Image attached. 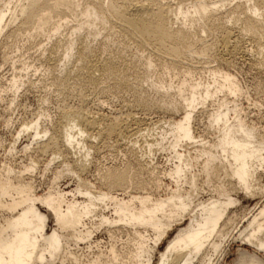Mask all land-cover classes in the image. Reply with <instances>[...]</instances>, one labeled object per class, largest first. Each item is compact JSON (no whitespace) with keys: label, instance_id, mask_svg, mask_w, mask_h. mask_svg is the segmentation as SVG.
I'll return each mask as SVG.
<instances>
[{"label":"bare ground","instance_id":"1","mask_svg":"<svg viewBox=\"0 0 264 264\" xmlns=\"http://www.w3.org/2000/svg\"><path fill=\"white\" fill-rule=\"evenodd\" d=\"M18 1V6L6 5L0 10V35L18 20L22 27L30 25L36 32L45 23V15L51 16L67 0L54 4ZM75 7H81L82 18L73 20L71 34L43 47L49 66L56 67L63 58L75 59L73 69L55 75L58 90L71 92L94 85L106 91L110 80L116 86L128 84L130 67L124 54L96 42L97 35L109 29L128 45L149 49L145 67L154 66V53L165 59L154 82L166 97L160 101L163 104L139 94L135 104L144 110L160 104L178 112V95L183 100V116L166 121L167 126L153 139L156 128L143 126L144 119L130 113L111 118L84 109L66 110L53 127L43 129L40 116L34 126L29 125L34 139L42 134L36 150L41 155L62 156L64 162L72 160L74 167L69 173L73 174L85 168L95 139H125L141 172L151 174L156 190L163 193L132 192L121 197L115 189L145 186L139 181L133 184L132 173L125 166L109 167L100 174L106 190L95 191L82 184L73 194L49 190L38 196L31 191L33 184L26 180V173L12 175L9 169L6 176L0 174V264H213L214 256L222 254L232 238L255 248L252 252L240 248L233 264H264L259 252L264 251V203L257 204L246 223L244 210L241 212L245 208L242 194L255 197L264 192L258 182L264 175V136L257 135V128L238 105L231 107L227 98L208 115L214 137L197 135L194 118L199 106L223 90L233 96L240 89L233 74L222 67L209 69L211 82L205 84L192 78L193 67L179 70L184 59L211 56L221 64H230L234 55H248L264 70V0H192L191 7L183 0H83ZM62 12L67 22L73 10L66 6ZM209 35L214 37L210 41ZM248 41L252 45L246 46ZM166 74L171 77L170 84L164 80ZM11 82L14 88L16 82ZM80 96L83 100L82 93ZM155 150L167 151L169 169L160 172L152 161ZM34 170V166L26 169L28 173ZM159 173L169 177L171 184ZM61 176L58 172L53 183ZM213 179L218 184L211 185ZM7 194L10 199H5ZM51 219L55 225L49 228ZM101 230L107 240L94 238Z\"/></svg>","mask_w":264,"mask_h":264},{"label":"rangeland","instance_id":"2","mask_svg":"<svg viewBox=\"0 0 264 264\" xmlns=\"http://www.w3.org/2000/svg\"><path fill=\"white\" fill-rule=\"evenodd\" d=\"M46 1L54 4L57 0H41V3ZM80 1L83 2V0L61 2L62 4L57 7V10L51 16L45 15V23L36 32L34 29L29 28L30 25L22 27V22L18 20L6 27L0 35V174L6 176L9 169L12 170V175L23 174L24 172V174L26 173V180H30L33 184L31 191L38 196H44L49 190H62L73 194L78 185L82 184L95 191L101 188L106 190L107 184L101 181L100 174L104 173L109 167L123 168L126 166L132 173V183L138 185L139 181L145 186H130L127 190H124V188L115 189L114 191L121 197H128L132 192L140 194H147V192L163 193L162 190H156L151 174L145 171L141 172L131 145L125 139L117 137L95 139L94 143L96 141V145L94 144L95 147L90 149L91 157H88L85 161V168L77 170V173L73 172V174L69 173L71 172L69 169L74 167L72 160L64 162L65 158L62 156L59 157L51 152L41 155L42 153L36 150L37 142L41 140L40 136L42 134L34 139L33 122L40 116H43L41 125L43 129L53 127L61 113L66 110L84 109L92 115L102 113L111 118L120 115L126 116L130 113L135 118L144 119L143 126L149 124L154 129L156 128L152 131V139L158 136L160 131L167 126L166 121L178 120L183 116V100L178 95H175L176 103L181 106L178 112L166 110L160 104L148 110H144L142 107L139 108L135 104V98L138 94L152 102L158 100L160 102L163 98H166L162 90L157 91L154 85L156 76L163 70V60L165 59H159L154 53L152 55L155 61L154 66L145 67L144 63L148 55L151 54L149 49L143 50L134 45H128L122 37H117L109 29L102 30L101 34L97 35L96 42L111 49V51L124 54L130 67L128 84L126 86H116L110 80L107 82L106 91L94 85L80 86L76 88V91L72 90L71 92L58 90L57 86L54 85L55 75H62L65 70L73 69L75 59L72 58L69 61L68 58H63L56 67L49 66L45 60L47 54L43 55V47L49 48L53 41L66 39L71 34L72 26L75 23L73 20L82 18L80 15L81 7H75L77 2L80 3ZM191 1L183 0L187 7H191ZM6 5L13 8L19 5V1H0V10L5 8ZM66 6L73 10V14L68 17L67 22L62 12ZM10 13V11L7 13L8 17ZM57 25L61 27L56 33L54 28ZM17 26L21 29H16ZM213 38L212 35L207 37L209 41ZM245 45L249 46L252 43L248 41ZM235 56H233L234 58L231 57L232 59L230 58V64H221L211 56H204V58L194 60L184 59L181 66L179 65L180 71L185 70V66L193 67L195 70L192 78L196 81L202 80L204 84L205 82H211L209 69L218 70L222 67L225 71L233 74V80L240 89L239 94L233 96L227 94V90H223L221 94H217L213 99H208L205 106H199L195 113L196 118H194V126H196L194 128H197L195 130L197 135H203L207 138L214 137V134L211 133L212 129H210L208 115L216 109L222 98H227L229 105L231 107L238 105L241 114L257 128V135L264 136V70L258 69L254 59H251L248 55ZM135 65L138 67H135ZM12 80L16 82L14 88L10 87L13 83ZM164 80L167 84L171 83V77L167 74ZM174 84L177 85V78H175ZM15 88L18 89L15 90ZM174 92L175 90L172 91V94ZM81 93L83 100L80 96ZM69 121L73 122L72 119ZM30 124H33V126H29ZM23 126H29V128H23ZM25 146H29V148H24ZM78 153L77 156L81 158L84 152L82 151L81 155ZM167 154V151L155 150L154 155H152V161L156 163L160 172L171 167ZM71 156L73 159L77 157L76 153L75 155L74 153L71 154ZM71 156L68 159H72ZM29 166H34L35 170L28 173L26 169ZM58 172H62V176L53 183ZM159 176L163 178L165 183L171 184L169 177L166 178L162 173H159ZM258 182L264 188V175L260 177ZM214 184H218L216 179H213L211 185ZM71 194H69V198H71ZM14 195L16 196L17 193H14ZM241 196L242 205L245 207L241 211L244 210V215L242 214L246 217H244V221L256 211L255 208L257 209L258 205L264 203V192L255 197L243 194ZM77 197L80 200L83 199L80 195ZM6 198L10 199L11 197L7 194L5 195ZM42 210L48 212L46 206H42ZM244 222L246 223V220ZM53 225H55V221L51 219L49 228ZM103 232L104 230H101L94 238L107 240V235ZM234 239H229L226 242L224 254L214 256L213 264H233L240 248L247 249L250 252L255 250L251 244L243 243L240 239L236 241ZM165 245L166 240L161 244V249ZM84 246L85 244H81V247ZM83 252L78 251L79 254ZM259 252L264 258V251Z\"/></svg>","mask_w":264,"mask_h":264}]
</instances>
